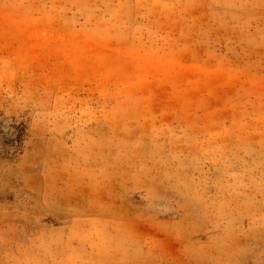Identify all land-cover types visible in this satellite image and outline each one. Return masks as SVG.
I'll return each instance as SVG.
<instances>
[{
	"label": "rangeland",
	"instance_id": "rangeland-1",
	"mask_svg": "<svg viewBox=\"0 0 264 264\" xmlns=\"http://www.w3.org/2000/svg\"><path fill=\"white\" fill-rule=\"evenodd\" d=\"M0 264H264V0H0Z\"/></svg>",
	"mask_w": 264,
	"mask_h": 264
}]
</instances>
